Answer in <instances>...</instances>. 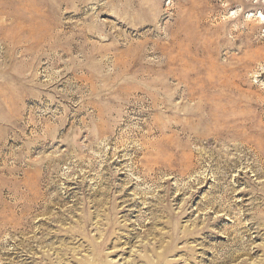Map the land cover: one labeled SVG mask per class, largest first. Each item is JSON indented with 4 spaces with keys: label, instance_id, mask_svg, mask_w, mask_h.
I'll return each mask as SVG.
<instances>
[{
    "label": "rangeland",
    "instance_id": "374dc122",
    "mask_svg": "<svg viewBox=\"0 0 264 264\" xmlns=\"http://www.w3.org/2000/svg\"><path fill=\"white\" fill-rule=\"evenodd\" d=\"M261 145L264 0H0V264H264Z\"/></svg>",
    "mask_w": 264,
    "mask_h": 264
},
{
    "label": "bare ground",
    "instance_id": "6f19581e",
    "mask_svg": "<svg viewBox=\"0 0 264 264\" xmlns=\"http://www.w3.org/2000/svg\"><path fill=\"white\" fill-rule=\"evenodd\" d=\"M261 17V16H260ZM262 20V19H261ZM186 116H188V117H192V116H194L193 114H191V112H187V114H185ZM199 115V114H198ZM258 156H261V157H263L264 158V147L261 145V146H259V151H258ZM116 156V155H115ZM92 255L93 256H97L98 255V250L95 248V247H93L92 248ZM162 256V255H161ZM160 256V257H161ZM97 258V257H96ZM92 259H94V258H92ZM111 263V262H110ZM92 264H95V262H93L92 261ZM153 264V263H152Z\"/></svg>",
    "mask_w": 264,
    "mask_h": 264
}]
</instances>
